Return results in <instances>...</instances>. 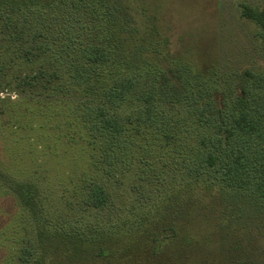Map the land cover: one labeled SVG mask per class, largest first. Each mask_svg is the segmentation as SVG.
<instances>
[{
    "label": "rangeland",
    "instance_id": "374dc122",
    "mask_svg": "<svg viewBox=\"0 0 264 264\" xmlns=\"http://www.w3.org/2000/svg\"><path fill=\"white\" fill-rule=\"evenodd\" d=\"M243 2L264 5V0L150 4H158L174 50L211 69L200 90L226 86L244 69L264 77V37L258 25L240 16ZM8 12L7 5L0 7V264H51L36 259L44 223L76 226L103 242L109 255L94 264H264V211L222 192L208 173L191 178L177 161L200 132L208 133L193 106L158 103L157 121L147 124L137 116L144 85L137 86L109 108L123 132L117 156L101 158L80 118V90L53 57L24 53L36 44L34 20L24 23L19 38H8ZM14 22L21 26V18ZM42 28L55 29L47 23ZM35 72L40 79L27 83ZM256 92L264 102V86ZM92 181L108 193L102 209L84 202ZM16 182L30 189L32 208L8 187ZM164 225L171 229L165 238Z\"/></svg>",
    "mask_w": 264,
    "mask_h": 264
},
{
    "label": "trees",
    "instance_id": "16d2710c",
    "mask_svg": "<svg viewBox=\"0 0 264 264\" xmlns=\"http://www.w3.org/2000/svg\"><path fill=\"white\" fill-rule=\"evenodd\" d=\"M152 2L0 0V7L8 6L4 27L10 40L19 38L28 19L37 23L31 35L36 44L24 53L39 59L53 57L66 70L69 83L80 90V118L90 139L98 144L101 158L117 156L123 132V123L109 108L115 109L134 88L144 85L138 96L143 106L137 115L143 122L157 121L158 103L185 102L193 106L200 125L208 130L177 156L186 173L195 180L208 173L222 192L264 211V102L256 92L264 86V77L244 69L226 86L200 90L211 69L206 63L189 62L174 50L170 30L161 26L159 6L152 7ZM240 16L258 25L264 37V5L243 2ZM20 18L18 27L14 21ZM46 23L55 29L44 33ZM40 74L33 73L27 83L39 80ZM8 187L27 209L33 207L29 188L18 182ZM108 201L103 184L90 182L85 204L102 209ZM177 212L181 218L185 214L181 207ZM44 224L38 230L42 252L37 263L94 264L109 255L103 242L76 226L68 230L65 223ZM164 226L163 238L171 234ZM154 240L158 247L160 238ZM23 251L30 254L31 250Z\"/></svg>",
    "mask_w": 264,
    "mask_h": 264
}]
</instances>
